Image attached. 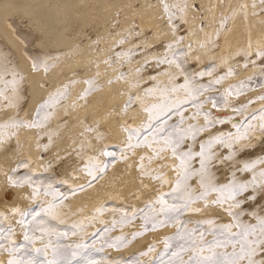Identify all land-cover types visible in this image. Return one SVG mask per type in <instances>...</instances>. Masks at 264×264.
I'll return each mask as SVG.
<instances>
[{
  "label": "rangeland",
  "instance_id": "obj_1",
  "mask_svg": "<svg viewBox=\"0 0 264 264\" xmlns=\"http://www.w3.org/2000/svg\"><path fill=\"white\" fill-rule=\"evenodd\" d=\"M159 1L170 24L169 39L153 41L154 30L142 28L136 18L121 25L118 9L112 28L123 34L104 62L110 67L118 62L120 71L108 76L110 67L97 64L87 76L79 67L35 106L27 71L0 34V154L18 151L13 161H0V182L20 186L27 199L24 206L0 209V264H264V44L249 39L232 51L222 41L237 13L257 19L264 0H250V5L248 0H206L209 18L199 0ZM192 6L201 10L205 56L196 52L193 37L186 38L185 16ZM213 10L217 32L206 33L207 25H214ZM11 22L34 68L49 75L64 53L37 48L39 35L23 17ZM95 26L86 33L100 48L103 36ZM115 76L122 80L125 111L141 106L144 115L125 125L124 142L111 140L103 120L78 107ZM49 82L42 80L50 89ZM21 126L37 133L44 160L39 165L24 154ZM120 160L125 165L120 175L129 186L123 193L114 191ZM65 162L72 173L82 167L86 180L65 176ZM98 184L107 198L87 193ZM80 193L86 194L85 202L76 198ZM164 229L157 238L155 232ZM148 234L147 246L127 250Z\"/></svg>",
  "mask_w": 264,
  "mask_h": 264
},
{
  "label": "bare ground",
  "instance_id": "obj_2",
  "mask_svg": "<svg viewBox=\"0 0 264 264\" xmlns=\"http://www.w3.org/2000/svg\"><path fill=\"white\" fill-rule=\"evenodd\" d=\"M135 1L136 0H0V34L2 35L3 39L11 47H13L17 51V53L20 57V60H21L22 64L24 65V67L27 71L28 77L30 79V85L29 86H30V93L32 96L31 106H35L37 101L40 98L44 97L45 93L47 91H49L51 89H55V85L57 83H59V80L70 78V76L73 75L72 71L78 69L79 67H81L83 69L85 68L86 69L85 74H87V76L88 75L91 76L93 73L92 70L94 69L92 67H95V65L101 64V66H105V67L108 66V63L104 62L106 55L108 52L110 54V53H114L115 51H117L116 50V44L119 42V40L123 34L122 32L119 31L118 28H115V30L113 29L114 28L113 27V23H114L113 20L118 18V15H117L118 9L123 12V14L121 15L123 17V21H121V23H120L121 25H125V23H131V22H133L134 18H136L139 21V24L142 28H149L150 29V27H151L152 30H154L153 32L155 35L153 37H150L153 41H155V40L157 41V39L162 40L163 39L162 37H164L165 39H169V37L172 36V32L170 31V24H169L167 17L165 15V12H164L165 10H163L164 6H162L160 3L161 1L155 0L153 2L152 0H147V3H145L144 0H140V2L137 1L138 2L137 4ZM150 1H152V3ZM192 1H195V0H192ZM200 1L202 2V5L204 6L203 8H205V10H206V11L204 10V13L206 12V15L208 16V14H209L208 10L209 9L207 7L206 0H199V2ZM248 3L250 5V0H248ZM199 4H201V3H199ZM208 4H210V3H208ZM216 4H217V2H216ZM220 4H221V2H220ZM212 7H213V5H212ZM216 7H218V6H216ZM190 11H191L190 13L188 11V13H189L188 16H187V13L185 16V17H187V21L186 20L185 21L187 22L186 26H187V30H188V37H186V38H188V40H190V38L192 39V37H193L196 40V52L198 54H200V56H205V54L207 52H206V48L202 46V42L204 41V38L206 37V35H205V33L203 34L201 31L200 23H201V17L202 16H200V13H199V11H201V10L197 11L194 8V6H192V8H190ZM215 11H216V9H215ZM194 12L197 13V17H193L192 14ZM16 15H19L21 18L23 17V19H26L28 22V27H30L33 32H36L39 35V38L35 41V46L37 48L43 49L45 51H54L56 54H59V55L64 53V57L62 56L63 59L61 61H59V63L57 65L55 64L56 66H53L51 68L52 70L49 71L50 72L49 75H45V72L43 70H36L33 66L32 60L29 58L28 54L25 52L24 42L22 41L20 36L18 37V35L15 33L14 26L11 22V19L13 17H15ZM209 17L210 16H208V18ZM96 18H99V23H94ZM217 19H218V13L215 12L214 17H213L214 25H211L209 23V25H207V27H206V33H207V31H213V33H214L216 26H218V24H217L218 20ZM208 21H209V19H208ZM116 23H117V21H116ZM232 23L233 24L225 32L224 40H222L223 44L225 46H228L229 48L232 47L233 49L235 48V50H236V47L244 46L245 42L249 39L251 40V42L253 44L254 43H258V45L264 44V12L260 13L257 16V19L255 17H250V18L246 19L244 17L243 13H237V15H236V17ZM95 24H96V26H98L97 30L99 31L101 36H103L102 40L101 39L98 40V42L101 40L100 43H102V47H100V48H99L98 44L94 40H92L94 38H92V39H90V37L88 38L87 37L88 34L86 33V31H88L87 29L93 27ZM128 26H127V28H128ZM129 27L131 28V25ZM122 28H124V27H122ZM111 29H113L115 32L112 33ZM122 31H124V30H122ZM135 32H138V31H135ZM95 34H96V32H95ZM151 35H153V34H151ZM211 35H212V33H211ZM212 37H210V39ZM133 39H134V37H132V40ZM137 41L138 40H136L135 42H137ZM140 41H141V39H140ZM162 41H164V39ZM171 41H172V39H171ZM173 41H175V40H173ZM121 42H122V40H121ZM142 43H143V41H142ZM172 43H174V42H172ZM186 43H188V42H186ZM118 46H120V45H118ZM141 46H142V44H141ZM105 47H106V50L104 49ZM257 47H260V46H257ZM162 49H166V48H162ZM233 49H232V51H233ZM148 51H151V49L150 50L148 49ZM59 55H57V56H59ZM143 55H145V54H143ZM154 57H157V56H154ZM117 58H118V56H117ZM127 58H128V55H127ZM142 58H143V56H142ZM151 58H152V56H151ZM110 59H112V58H110ZM145 59H146V56H145ZM138 61H140V60H138ZM125 62H127V61H125ZM138 63L139 62H137V64ZM140 63L142 64V62H140ZM111 65H113V66H111V67L108 66V67H110V71H109L108 76H110L113 73L117 74L118 71H120V70L117 71V69H116L120 65L118 62L116 63V66L114 64H111ZM135 65H133V66H135ZM160 65H162V64H160ZM153 66H155V65H153ZM90 68H92V70ZM154 69H152V70H154ZM99 70H100V68H99ZM106 70H108V69H106ZM133 70H135V69L133 68ZM103 73L104 72H102V75H103ZM244 73L245 72L242 71V73L236 79L241 80L243 78L242 75ZM114 74H113V76H114ZM45 78H47L52 83L50 86V89L48 87H45L42 84V80ZM115 78H116V76H115ZM130 80H129V82H130ZM82 82L83 83L80 82L81 84L79 85L78 88H81L82 86H84L85 81H82ZM135 83H137V82H135ZM130 84H132V83H130ZM148 85H149V83H148ZM124 87H126V86H124ZM78 93H79V91H77V93L75 95H77ZM137 94H138V92H137ZM125 103H126V96L122 90V80L119 79V77H117L114 81H110L108 78L106 80V82L104 84H102L101 87L99 86L98 89L94 90V92L92 93V96H91V102L90 103L82 102L81 103L82 105H78V107H81V108L83 107V108L89 109L92 112V117L93 116H99L103 120V123L107 125V128L110 131V139L111 140L118 139L121 142L122 141L124 142V138L126 136L125 125L126 124H134L135 122H138L141 119V117L144 116L143 111L140 108L141 106L140 107H132V108H130L131 109L130 111L126 112L125 111ZM73 108L71 106H69V109L71 110L70 112L76 110V109L74 110ZM215 109L218 110V108H215ZM219 111L222 113L225 111H230V109H228V110L219 109ZM81 115L82 114H79V119H80ZM18 136L23 141L27 142V144L24 148V154L30 155L31 158L34 161H36L38 165L42 161H44L41 157V154H40L41 150L37 147V144H36L38 138H37V133H36L34 128L28 127V126H21L19 128V131H18ZM123 146L125 147V145H121L120 148H122ZM11 149L12 150L9 149L10 151L5 150L0 154V161L1 162L7 163L10 161H13V159L15 157L14 154H16L18 151L15 148H11ZM92 154H94V150H92ZM122 163H123V161L120 160V162H118L115 166L114 173L116 174V180H115L114 191L120 190V192L123 193V192L127 191L129 186L126 184V181H125L126 179L120 175L121 171L123 169H125V165ZM81 168L82 167H80L78 165L77 167L73 168L74 173H72L71 169H70V165L68 164V162H65L64 167H62L61 169L63 171L62 173H64L65 176H67L71 180L77 181V178L74 174H79L81 176H84V178H82V181H85L87 176L84 174V170H82ZM0 183H1L0 184V209L9 210L11 206H17V205L24 206L26 204L27 199L23 193V189L20 186L19 187L18 186H11V185H8L6 182H0ZM106 186H107V184H106ZM101 188L102 187H100V185L98 184V186H96L94 188V190L93 189L89 190L87 193H89V195L94 197V198L105 199V198H107L106 192H102ZM121 188H122V190H121ZM108 189H109L108 187L104 188V190H108ZM84 193H86V192H84ZM76 198L79 199L80 202H82V201L85 202V200H87L86 194H83V193L76 195ZM89 201H90V199H89ZM209 208H212V211H215V212L220 211V212L224 213V211L221 210V208L218 209L219 208L218 206L217 207L212 206ZM209 211H210V209H209ZM224 215H226V214L224 213ZM166 230L167 229L155 232L156 237L160 238L161 232L166 231ZM150 235L151 234H148L146 236L141 237L138 240L137 244H135L134 246H132L130 248H127V250L130 252L134 248L135 249L140 248V250H141L142 247L147 246L148 242L151 239ZM2 258L5 260V256H3Z\"/></svg>",
  "mask_w": 264,
  "mask_h": 264
}]
</instances>
